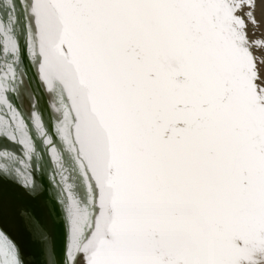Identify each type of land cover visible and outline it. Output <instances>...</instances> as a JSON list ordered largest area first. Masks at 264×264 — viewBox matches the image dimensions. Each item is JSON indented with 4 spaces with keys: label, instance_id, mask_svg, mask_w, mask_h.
I'll list each match as a JSON object with an SVG mask.
<instances>
[{
    "label": "snow or ice",
    "instance_id": "obj_1",
    "mask_svg": "<svg viewBox=\"0 0 264 264\" xmlns=\"http://www.w3.org/2000/svg\"><path fill=\"white\" fill-rule=\"evenodd\" d=\"M0 4V220L39 264L42 199L54 264H264V0Z\"/></svg>",
    "mask_w": 264,
    "mask_h": 264
},
{
    "label": "rangeland",
    "instance_id": "obj_2",
    "mask_svg": "<svg viewBox=\"0 0 264 264\" xmlns=\"http://www.w3.org/2000/svg\"><path fill=\"white\" fill-rule=\"evenodd\" d=\"M45 118L47 119V113H45ZM4 192L6 191H9L10 193V197L11 195L13 194L14 192V189H12L10 186H6L4 187ZM54 205V203H52ZM38 207L42 210H46V207L50 208L49 204L44 200L42 199L40 204L38 205ZM55 208V207H54ZM55 211V210H54ZM48 213V212H47ZM47 213H46V217H47ZM8 220L12 221V219L8 216H5ZM46 217H43V218H40L41 219V227H47L48 229L51 230V236H50V243L48 244V248L47 249H50V248H58L61 243H62V240H61V227H62V223L61 221H59L57 219V212L55 211L54 213V216L52 215V222L51 220L49 221L48 219V224L49 226L46 225ZM4 220H0V226H3L5 227L4 225ZM14 224L17 225L16 229L12 230V231H9L5 228V230L10 233V235L12 236V238L15 239V241L20 245L21 247V250H22V253L23 251H28L29 253L32 252L33 250L34 251H37L38 253V248H37V241H34L28 233H26L21 227L19 224L15 223L14 221H12ZM53 226V227H52ZM37 235H39V228L37 229ZM24 249V250H23ZM49 253V252H48Z\"/></svg>",
    "mask_w": 264,
    "mask_h": 264
},
{
    "label": "water",
    "instance_id": "obj_3",
    "mask_svg": "<svg viewBox=\"0 0 264 264\" xmlns=\"http://www.w3.org/2000/svg\"><path fill=\"white\" fill-rule=\"evenodd\" d=\"M3 5L0 4V8H2ZM10 147H15L14 145H9ZM10 197V196H9ZM49 204V203H48ZM50 208L46 207V210H42V208L40 209L38 207V214L40 216V218H43V217H46V213H47V217H46V225L49 226L48 224V220L50 219L51 222H52V215L54 216V213H55V208H54V205L53 204H49ZM51 217V218H50ZM49 218V219H48ZM48 219V220H47ZM41 220V219H40ZM49 220V221H50ZM53 227V226H52ZM24 250V249H23ZM54 248H50V249H47V251L49 252V262L48 264H54V260L52 258V252H53ZM23 257H24V261H25V264H39L38 262V253L37 251H32V252H28V251H23Z\"/></svg>",
    "mask_w": 264,
    "mask_h": 264
},
{
    "label": "flooded vegetation",
    "instance_id": "obj_4",
    "mask_svg": "<svg viewBox=\"0 0 264 264\" xmlns=\"http://www.w3.org/2000/svg\"><path fill=\"white\" fill-rule=\"evenodd\" d=\"M8 196H10V193H9V191H6L5 192ZM3 222H4V225H5V227H3L4 229L6 228L7 230H9V231H12V230H14V229H16V227H17V225L16 224H14L12 221H10V220H8L6 217H3Z\"/></svg>",
    "mask_w": 264,
    "mask_h": 264
},
{
    "label": "bare ground",
    "instance_id": "obj_5",
    "mask_svg": "<svg viewBox=\"0 0 264 264\" xmlns=\"http://www.w3.org/2000/svg\"><path fill=\"white\" fill-rule=\"evenodd\" d=\"M257 19L261 21V31L264 32V18L261 17L260 8L257 7ZM24 108L25 110L28 109V101H24Z\"/></svg>",
    "mask_w": 264,
    "mask_h": 264
}]
</instances>
